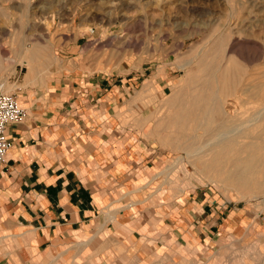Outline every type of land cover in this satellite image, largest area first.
I'll list each match as a JSON object with an SVG mask.
<instances>
[{
	"label": "crops",
	"instance_id": "crops-1",
	"mask_svg": "<svg viewBox=\"0 0 264 264\" xmlns=\"http://www.w3.org/2000/svg\"><path fill=\"white\" fill-rule=\"evenodd\" d=\"M67 67L58 62L40 84L23 78L13 93L29 118L9 127L0 166V264L202 263L221 232L249 225L201 192L156 214L146 190L154 154L119 120L121 91Z\"/></svg>",
	"mask_w": 264,
	"mask_h": 264
},
{
	"label": "rangeland",
	"instance_id": "rangeland-1",
	"mask_svg": "<svg viewBox=\"0 0 264 264\" xmlns=\"http://www.w3.org/2000/svg\"><path fill=\"white\" fill-rule=\"evenodd\" d=\"M244 7L242 14L246 16L251 9L249 0H244ZM228 9L225 0H0V30L8 32L0 34L5 59L15 58L24 46H38L56 59L53 67L58 62H64L68 70L81 66L101 74L111 87L121 91L119 120L154 154L150 165L156 174L146 190L150 192L147 203L156 214L165 203L188 201L191 193L201 192L220 205L228 202L247 217L246 227L219 234L214 254L207 261H178L172 255L168 264H264V203L252 202L247 193L216 179H202L195 172V158L186 157L180 166L169 169L185 153L175 148L182 141L174 127L167 125V107L157 97L158 90L170 94L171 82L184 79V73L177 69L176 50L182 42L180 52L186 55L196 42L188 39L183 44L193 31L191 27L199 23L201 11L209 17L224 18ZM169 23L184 24L186 31H177ZM23 35L26 41L22 44L18 37ZM27 70L17 63L14 72L7 74L10 94L25 80ZM184 170L188 175L184 176ZM155 264H164L163 259Z\"/></svg>",
	"mask_w": 264,
	"mask_h": 264
},
{
	"label": "bare ground",
	"instance_id": "bare-ground-1",
	"mask_svg": "<svg viewBox=\"0 0 264 264\" xmlns=\"http://www.w3.org/2000/svg\"><path fill=\"white\" fill-rule=\"evenodd\" d=\"M225 1L229 9L224 18L206 16L204 11L198 13L199 23L191 27L193 31L183 44L188 39L196 42L183 58L182 42L176 50L177 69L184 73V79L171 82L170 94L158 90L157 97L168 110L167 125L174 127V133L182 141L175 148L186 155L169 169L180 166L186 157L195 158V172L202 179H216L215 182L247 193L252 202L261 204L264 203V0H249L251 9H247L246 16L242 14L244 0ZM169 24L177 31L186 29L181 23ZM7 33L0 30L1 35ZM23 39L24 35L18 37L22 44L26 41ZM32 47L24 46L13 59H5V52L1 54L0 50V77L4 81L0 84L5 92L9 93L11 88L7 87L6 76L14 72L15 64L28 69L24 86L44 82L48 69L55 65L56 59L51 54L38 46Z\"/></svg>",
	"mask_w": 264,
	"mask_h": 264
},
{
	"label": "built area",
	"instance_id": "built-area-1",
	"mask_svg": "<svg viewBox=\"0 0 264 264\" xmlns=\"http://www.w3.org/2000/svg\"><path fill=\"white\" fill-rule=\"evenodd\" d=\"M29 112L22 107L15 94L7 93L0 84V166L6 163L12 147L9 127L28 120Z\"/></svg>",
	"mask_w": 264,
	"mask_h": 264
}]
</instances>
